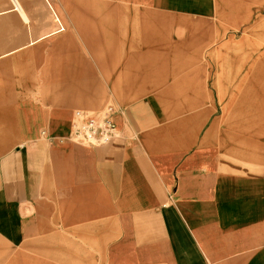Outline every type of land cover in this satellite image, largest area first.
I'll list each match as a JSON object with an SVG mask.
<instances>
[{
  "label": "crops",
  "instance_id": "crops-1",
  "mask_svg": "<svg viewBox=\"0 0 264 264\" xmlns=\"http://www.w3.org/2000/svg\"><path fill=\"white\" fill-rule=\"evenodd\" d=\"M14 2L0 264H264V0H80L42 34ZM108 103L117 137L71 135Z\"/></svg>",
  "mask_w": 264,
  "mask_h": 264
},
{
  "label": "built area",
  "instance_id": "built-area-1",
  "mask_svg": "<svg viewBox=\"0 0 264 264\" xmlns=\"http://www.w3.org/2000/svg\"><path fill=\"white\" fill-rule=\"evenodd\" d=\"M115 112L116 107L112 103L100 109H75L72 116L71 135L88 146H103L109 143L118 136Z\"/></svg>",
  "mask_w": 264,
  "mask_h": 264
},
{
  "label": "rangeland",
  "instance_id": "rangeland-1",
  "mask_svg": "<svg viewBox=\"0 0 264 264\" xmlns=\"http://www.w3.org/2000/svg\"><path fill=\"white\" fill-rule=\"evenodd\" d=\"M22 5H33L37 9L38 25L40 34L46 31H54L59 29L61 24L55 21L54 12L51 11L50 5H54L55 8H59L62 3L78 2L80 0H19ZM16 7L14 0H0V16H5L10 10ZM58 13L61 19H66V13L59 11ZM65 27L68 24L63 23Z\"/></svg>",
  "mask_w": 264,
  "mask_h": 264
}]
</instances>
